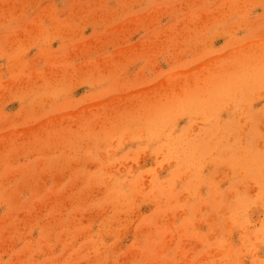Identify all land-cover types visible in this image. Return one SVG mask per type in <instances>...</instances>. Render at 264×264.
<instances>
[{
	"label": "rangeland",
	"instance_id": "1",
	"mask_svg": "<svg viewBox=\"0 0 264 264\" xmlns=\"http://www.w3.org/2000/svg\"><path fill=\"white\" fill-rule=\"evenodd\" d=\"M0 264H264V0H0Z\"/></svg>",
	"mask_w": 264,
	"mask_h": 264
}]
</instances>
